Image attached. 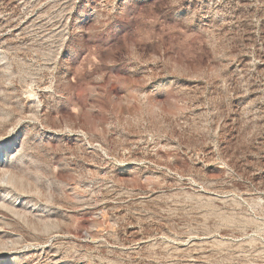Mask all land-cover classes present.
Returning a JSON list of instances; mask_svg holds the SVG:
<instances>
[{
	"label": "rangeland",
	"instance_id": "1",
	"mask_svg": "<svg viewBox=\"0 0 264 264\" xmlns=\"http://www.w3.org/2000/svg\"><path fill=\"white\" fill-rule=\"evenodd\" d=\"M0 264H264V0H0Z\"/></svg>",
	"mask_w": 264,
	"mask_h": 264
}]
</instances>
